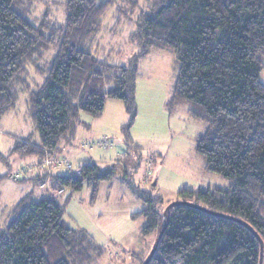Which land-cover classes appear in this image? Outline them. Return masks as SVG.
<instances>
[{"label":"trees","instance_id":"1","mask_svg":"<svg viewBox=\"0 0 264 264\" xmlns=\"http://www.w3.org/2000/svg\"><path fill=\"white\" fill-rule=\"evenodd\" d=\"M121 1L127 0H67V20L60 25L46 16L34 23L27 0H0V120L16 108L20 87L27 84L31 116L40 137L38 144L23 140L13 148L21 156L36 157L27 166L33 168L18 170L22 174L16 179L51 187L41 196L33 191L14 207L7 229L0 233V264H85L90 260L95 246L86 233L68 226L58 194L87 185L95 201L100 184L111 181L116 170H103L87 161L77 168L79 173L70 168L55 174L59 165H35H43L60 151L62 140L74 138L80 112L99 116L109 99L122 101L130 114L129 125L124 126L129 140L128 129L137 116L140 60L155 49L176 57L178 75L168 106L173 109L185 103L192 118L208 124L196 140V150L205 158L207 169L229 184L183 188L169 209L172 200L158 209L161 196L132 185L149 203L138 213L146 217L143 234L157 235L152 246H156L155 253L150 256L151 249L141 264L147 260L148 264H260L257 234L264 245V82L260 78L264 0H159L151 13L142 11L134 21L130 40L137 43L138 53L126 64H115L99 58L92 49L104 15ZM53 47L56 54L44 69L40 62ZM30 64L47 74L37 90H30L24 78ZM0 159H4L1 154Z\"/></svg>","mask_w":264,"mask_h":264},{"label":"rangeland","instance_id":"2","mask_svg":"<svg viewBox=\"0 0 264 264\" xmlns=\"http://www.w3.org/2000/svg\"><path fill=\"white\" fill-rule=\"evenodd\" d=\"M27 1L25 5L32 10L30 19L34 23L39 24L44 16L56 24L66 22L67 0ZM157 1L127 0L111 6L93 45L96 56L115 64L128 63L139 51L137 43L130 40L134 21L142 11L151 13ZM55 54V47L45 54L40 62L44 69L49 68ZM27 69L26 83L30 84V90H37L47 74L37 72L31 64ZM177 75L175 55L167 50H152L140 60L137 116L128 129L129 140L124 126L129 125L130 114L122 101L109 99L99 116L80 112L74 138L62 140L60 151L52 156L59 161L69 159L75 171L87 161L103 170H116L111 181L100 184L95 201L91 200L92 190L87 185L80 191L66 188L58 194L68 226L86 233L95 246L85 264H141L152 249L156 232L143 234L146 217L138 215L149 203L134 192L132 185L137 190L149 189L152 196H161L163 202L157 207L161 209L167 202L179 199L178 191L183 188L229 184L222 175L207 169L205 158L196 150V140L205 133L208 124L192 118L185 103L173 109L168 106ZM260 78L264 82V70ZM25 87H20L16 108L0 120V154L4 156L0 159V233L7 229L12 211L23 197L33 191L37 196L51 191L48 184L40 185L39 191L33 181L22 182L15 177L18 170L36 159L13 152L17 142L40 143L31 116L29 91ZM104 138L112 144L105 147L100 142ZM84 143L88 144L84 146ZM68 171L62 164L53 173Z\"/></svg>","mask_w":264,"mask_h":264},{"label":"water","instance_id":"3","mask_svg":"<svg viewBox=\"0 0 264 264\" xmlns=\"http://www.w3.org/2000/svg\"><path fill=\"white\" fill-rule=\"evenodd\" d=\"M181 203H182V204H186V205H190V206H194V207H197V208H200V209H203V210L208 211V212H210V213H213V214H215V215H221V216H224V215H225V214H222V213H219V212H215V211H212V210H208V209H206V208H204V207H202V206H199V205H197V204H194V203H192V202L181 201ZM175 204H176V201L170 203V204L168 205V209L171 208L172 206H174ZM231 217H232V216H231ZM236 219H237L238 221H242V220L239 219V218H236ZM246 225H248V224L246 223ZM250 228L255 232V230H254L251 226H250ZM164 231H165V228L162 229L160 235H159L158 238H157V242H159V240L161 239L162 234L164 233ZM255 233H256V232H255ZM256 234H257V233H256ZM257 236L259 237V239H260V241H261V260H260V264H263L264 245H263V241H262L261 237H260L258 234H257ZM155 251H156V246L153 247V249H152V251H151V253H150V256H153V254L155 253ZM145 264H148V260L146 261Z\"/></svg>","mask_w":264,"mask_h":264},{"label":"built area","instance_id":"4","mask_svg":"<svg viewBox=\"0 0 264 264\" xmlns=\"http://www.w3.org/2000/svg\"><path fill=\"white\" fill-rule=\"evenodd\" d=\"M101 142V144H103L105 147H108L110 144H112V142L108 139V138H104L103 140H101L100 141ZM88 143H84L83 145L84 146H86ZM55 164V165H62V164H65L66 166H67V168H73V166H72V163H71V161H69L68 159H64V160H62V161H59V159H52V158H47L46 160H45V162L43 163V165H39V164H37L36 163V165H35V167H44V166H46V165H50V164ZM33 168V167H32ZM24 170H25V172L27 171V169H28V167H24L23 168ZM29 169H31V168H29ZM28 169V170H29ZM76 171L79 173L80 171L78 170V169H76ZM21 174H22V172L20 171V172H18V173H16V176L15 177H21ZM42 186H44V184L42 185Z\"/></svg>","mask_w":264,"mask_h":264},{"label":"crops","instance_id":"5","mask_svg":"<svg viewBox=\"0 0 264 264\" xmlns=\"http://www.w3.org/2000/svg\"><path fill=\"white\" fill-rule=\"evenodd\" d=\"M106 106H107V103H106ZM32 160H34V159H32ZM36 160V159H35ZM34 182V181H33ZM38 189H39V191H41V189H40V186L38 187ZM44 190V189H43Z\"/></svg>","mask_w":264,"mask_h":264}]
</instances>
